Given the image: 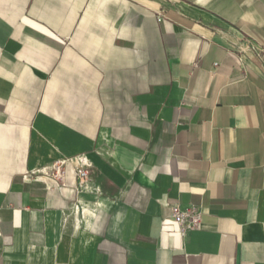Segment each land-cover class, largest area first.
Instances as JSON below:
<instances>
[{"label": "crops", "instance_id": "0c3cea01", "mask_svg": "<svg viewBox=\"0 0 264 264\" xmlns=\"http://www.w3.org/2000/svg\"><path fill=\"white\" fill-rule=\"evenodd\" d=\"M0 264H264V0H0Z\"/></svg>", "mask_w": 264, "mask_h": 264}, {"label": "built area", "instance_id": "2783aa9c", "mask_svg": "<svg viewBox=\"0 0 264 264\" xmlns=\"http://www.w3.org/2000/svg\"><path fill=\"white\" fill-rule=\"evenodd\" d=\"M69 172L70 174L68 175L65 161H57L33 174H41L49 177L57 181L62 188H69L72 192L77 193L87 182L89 171L85 167H79ZM171 212L172 223L176 231L181 235L195 230L200 224V213L195 207L182 208L177 204H173L171 206Z\"/></svg>", "mask_w": 264, "mask_h": 264}]
</instances>
